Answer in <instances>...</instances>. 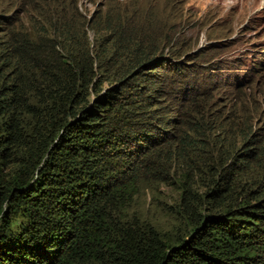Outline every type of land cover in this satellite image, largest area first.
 Returning <instances> with one entry per match:
<instances>
[{"label": "trees", "instance_id": "obj_1", "mask_svg": "<svg viewBox=\"0 0 264 264\" xmlns=\"http://www.w3.org/2000/svg\"><path fill=\"white\" fill-rule=\"evenodd\" d=\"M142 1L0 0V264H264L263 59L164 56ZM176 169L161 228L134 199Z\"/></svg>", "mask_w": 264, "mask_h": 264}, {"label": "rangeland", "instance_id": "obj_2", "mask_svg": "<svg viewBox=\"0 0 264 264\" xmlns=\"http://www.w3.org/2000/svg\"><path fill=\"white\" fill-rule=\"evenodd\" d=\"M142 3H149L143 0ZM107 4V0H80L82 11L88 16ZM157 17L168 11L170 22L167 37L172 46L162 53L164 56L180 54L181 62L194 59L193 69L202 70L207 64H219L222 72L229 69L232 60L240 56L255 55L263 62L256 64L254 85L256 97L264 115V0H154ZM170 22L168 24H170ZM92 40V33H89ZM166 78V95L173 97L181 82L189 75L172 74L167 69L157 71ZM155 76V74H153ZM184 78V80H182ZM109 86L104 83L103 87ZM154 86V85H153ZM132 92H125L126 98ZM112 154V153H111ZM166 172V170H165ZM177 169L167 172L165 180L141 183L134 199L135 209L161 228H170L178 221L172 210L178 201L179 185Z\"/></svg>", "mask_w": 264, "mask_h": 264}]
</instances>
